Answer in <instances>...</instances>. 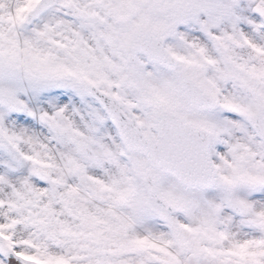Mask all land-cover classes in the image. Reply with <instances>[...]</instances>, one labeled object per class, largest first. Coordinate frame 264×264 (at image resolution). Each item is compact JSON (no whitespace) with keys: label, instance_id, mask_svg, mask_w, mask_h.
Segmentation results:
<instances>
[{"label":"snow or ice","instance_id":"snow-or-ice-1","mask_svg":"<svg viewBox=\"0 0 264 264\" xmlns=\"http://www.w3.org/2000/svg\"><path fill=\"white\" fill-rule=\"evenodd\" d=\"M0 264H264V0H0Z\"/></svg>","mask_w":264,"mask_h":264}]
</instances>
